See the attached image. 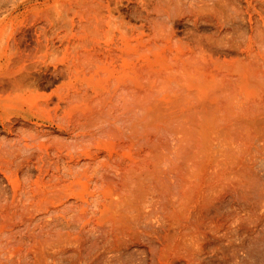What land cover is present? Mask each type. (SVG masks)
I'll list each match as a JSON object with an SVG mask.
<instances>
[{
    "label": "bare ground",
    "instance_id": "6f19581e",
    "mask_svg": "<svg viewBox=\"0 0 264 264\" xmlns=\"http://www.w3.org/2000/svg\"><path fill=\"white\" fill-rule=\"evenodd\" d=\"M131 1L137 26H77L104 49L70 47L53 128L0 145V264H242L264 239V0Z\"/></svg>",
    "mask_w": 264,
    "mask_h": 264
},
{
    "label": "rangeland",
    "instance_id": "374dc122",
    "mask_svg": "<svg viewBox=\"0 0 264 264\" xmlns=\"http://www.w3.org/2000/svg\"><path fill=\"white\" fill-rule=\"evenodd\" d=\"M131 2H132L131 0H114V1L113 0H98V4H97V0L96 1L95 0H0V87H1L0 88V92H1L0 93V136L2 137V138L0 137L1 146L6 145L7 143H9V141H10L9 144H12V145L13 143H16L17 141L22 142L23 144L24 143L30 144L28 134L30 133L29 131L32 132V128L34 130V126L29 124L28 122L39 124V126H37L38 131L40 130L50 131L51 130L50 128H53V122L51 123L50 120L48 119L55 118V117L57 118V116H62L63 112H62V109H60L61 106L55 111V113L53 112L55 116L53 117L52 112L49 113V111H53L52 105L51 107L47 109V111H42V112L40 111V106L42 105V102L43 101L45 102V100H47L49 102V106L52 102L53 103L63 102L66 99V98L64 99L65 97L64 93H66L67 95L66 94L65 95L68 96L71 92H72L71 94H73L74 92L77 91L76 87L73 88L71 86L73 84L70 83L71 85H69V83L66 80L62 79L63 77L61 76L63 75H61L59 71L62 68L64 67L66 68L67 66H69V63L70 65H72V68H76L77 64L79 63L77 62L78 60H76V58L81 57V56L79 57L78 55H82V56L86 55L87 57L88 56L93 57L96 54V52L93 53L95 49L97 53H99V51L102 52V50L104 49L102 44H99L97 46L95 45V40L93 39L95 38L94 37L95 34L92 35V38H90V39H93L91 40L90 43L92 42L94 43L91 45H93L95 49L92 48V46H90L89 48L88 46L84 45L86 43L85 42L83 43L82 41H86L84 39V36L87 37L86 33L90 30L89 26H87L88 30L86 29V31L84 30L80 31L82 32V34L84 33L82 36L83 39L80 38L81 36H78V33L80 32L78 33L75 32L77 30L76 29L77 26L79 28L80 23L83 24V22H85V25H87L86 23H88L89 21H91L90 23H94L92 25L95 26V23L99 21L97 19L99 16H100L99 18L101 19L102 17L106 19L110 18L113 20L115 18H118L117 21L120 20L121 23H122V18H123L124 19L123 21H125V23H123L125 24L124 26L129 25V27H126V29L130 28V26L132 27L131 25L132 22H137L138 20L137 24L134 23L133 25V26H137L141 23V20L139 19L140 16L138 17V13L137 15H135L136 12L134 15L129 14V13H133L134 11H136L135 8L132 7L134 4H132ZM87 3H88V6L91 3V5L89 6L91 8H87L88 7L86 5ZM94 3L97 4L96 5L98 7L97 9L95 8L96 6ZM99 3L101 5H99ZM84 4L86 6L83 8ZM92 8L94 10H92ZM87 9L89 10L88 12H87ZM96 10L100 11L99 14L101 15H98L97 12H95L96 15L91 14L93 11H96ZM85 12L87 13L85 14ZM139 13L143 15L145 14L142 11H140ZM83 14L85 15V17H83L84 16ZM136 16L138 17V19H136ZM66 17L68 18L67 21L70 24V26L69 24L65 23L67 21H64L67 19ZM90 17H93L91 18L92 20L93 19H97V20H94V22H92L91 19L89 20ZM133 18H135L136 21H133ZM127 21H129V24ZM126 22L128 25L126 24ZM57 23H58V26H55V24L57 25ZM63 23L64 25L62 26ZM77 23L79 24L73 26L74 24H77ZM90 23H88V25ZM65 25H67L69 28L67 26L65 27ZM208 25L209 26L207 25L204 26V27H207L205 31H207L211 26L210 24ZM59 26L61 29L59 28ZM54 27H56L57 29H55ZM64 27L67 28L68 30L67 29L65 30ZM92 27H91L92 29L91 33L92 31L96 32L95 31L96 29L94 28L93 30ZM72 29H74V31ZM179 29L181 30L182 28L180 27ZM209 30L212 31V27ZM209 30L207 31V33L211 32ZM91 33L89 34L90 36H91ZM82 34H79V35H82ZM49 35H51V37ZM89 37H87V39H89ZM80 39L82 40L81 43H83L81 46H84V49L83 47L80 46L81 43L78 42V40ZM89 41L90 40L87 41V45H90V43L88 44ZM78 43L80 44L78 45ZM97 43L98 42H96V44ZM72 45L74 46V48L75 46L77 47L80 46L82 49L79 50L76 48L74 51L79 50L77 51L78 53L73 52ZM85 47H88V48H85ZM131 50L128 51L129 54ZM85 51L89 55L87 53L84 54ZM90 51L92 53V56L90 54ZM79 52L81 54H79ZM74 53L75 54L77 53L76 54L77 57L74 56ZM71 55L72 57L74 56L76 58H72ZM99 57L100 55L97 54L96 58H99ZM81 60H82V57H81ZM71 61L73 63H75L76 61V64L73 65ZM70 68L71 67L69 66L66 69L70 71ZM55 69L56 70L59 69V70H57V72L52 73L53 71H55ZM66 69L64 70L65 71L64 73H66ZM61 73H62V70H61ZM57 74L58 75L60 74V75L58 76ZM21 76H23L26 81H24V78H22ZM17 77H21L23 81L26 83L23 84L22 83L23 81H22L21 82L22 87L21 86L19 87V84H18V88L20 89H16V88L12 89L13 85L11 86L12 82L11 84L9 83L11 81L10 79H13V78L16 79ZM32 77L33 79L35 78L34 81L31 79ZM17 81H19L18 78H17ZM28 83H30V86ZM25 84H27L29 87ZM23 85H25L27 88H25V86ZM67 86L72 87V89L68 87L70 88L69 90L70 92L66 91ZM58 90H61V91H58ZM59 111H61L62 114ZM28 127H30L31 130H29ZM259 235L257 233L258 239L257 238L256 239L258 241H255L257 243H254L255 246L253 245L254 247L252 248V250H250V252L247 253L246 260L244 257V260L241 261L242 264L243 263L244 264H264V255H263L264 254V239L260 240L259 237L261 238L263 237L261 236L260 232H259ZM248 255L250 256L249 259H248Z\"/></svg>",
    "mask_w": 264,
    "mask_h": 264
}]
</instances>
